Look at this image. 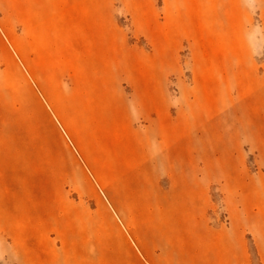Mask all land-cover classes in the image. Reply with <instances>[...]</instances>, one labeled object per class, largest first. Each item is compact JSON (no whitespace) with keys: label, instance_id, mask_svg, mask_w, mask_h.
<instances>
[{"label":"rangeland","instance_id":"rangeland-1","mask_svg":"<svg viewBox=\"0 0 264 264\" xmlns=\"http://www.w3.org/2000/svg\"><path fill=\"white\" fill-rule=\"evenodd\" d=\"M0 264H264V0H0Z\"/></svg>","mask_w":264,"mask_h":264}]
</instances>
